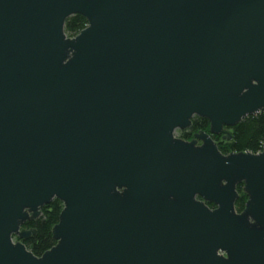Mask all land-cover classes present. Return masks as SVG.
Wrapping results in <instances>:
<instances>
[{
  "label": "water",
  "instance_id": "1",
  "mask_svg": "<svg viewBox=\"0 0 264 264\" xmlns=\"http://www.w3.org/2000/svg\"><path fill=\"white\" fill-rule=\"evenodd\" d=\"M261 112L264 0H0V264H264V144L211 136Z\"/></svg>",
  "mask_w": 264,
  "mask_h": 264
},
{
  "label": "trees",
  "instance_id": "2",
  "mask_svg": "<svg viewBox=\"0 0 264 264\" xmlns=\"http://www.w3.org/2000/svg\"><path fill=\"white\" fill-rule=\"evenodd\" d=\"M87 25L88 20L84 15L75 14L67 19L65 30L69 36H75ZM201 130L211 134L210 121L207 118L195 116L192 125L188 129L180 130V136L184 139H191L195 133ZM227 132L232 134V140L230 141L222 138L223 134ZM223 134H211L223 153L232 151L260 152L264 144V112L248 116L233 127H226ZM237 189L239 197L235 206L236 210L241 212L245 207L248 195L243 191V183L238 184ZM208 204L211 208H214V204ZM63 207V202L58 198H54L42 208V214L38 219L24 223L23 228L36 229L35 234L24 240L28 249L35 255L40 256L55 245L56 241L53 238L52 229L59 222Z\"/></svg>",
  "mask_w": 264,
  "mask_h": 264
},
{
  "label": "flooded vegetation",
  "instance_id": "3",
  "mask_svg": "<svg viewBox=\"0 0 264 264\" xmlns=\"http://www.w3.org/2000/svg\"><path fill=\"white\" fill-rule=\"evenodd\" d=\"M196 138V133H195V135L191 138V139H186V140H193V139H195ZM201 143V141H199V144ZM213 204V203H212ZM216 206L214 205V208H215Z\"/></svg>",
  "mask_w": 264,
  "mask_h": 264
},
{
  "label": "rangeland",
  "instance_id": "4",
  "mask_svg": "<svg viewBox=\"0 0 264 264\" xmlns=\"http://www.w3.org/2000/svg\"><path fill=\"white\" fill-rule=\"evenodd\" d=\"M176 135L179 136V137H181L180 136L181 135L180 130L177 131Z\"/></svg>",
  "mask_w": 264,
  "mask_h": 264
}]
</instances>
